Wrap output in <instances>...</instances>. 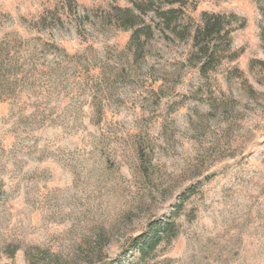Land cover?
<instances>
[{"label":"rangeland","instance_id":"obj_1","mask_svg":"<svg viewBox=\"0 0 264 264\" xmlns=\"http://www.w3.org/2000/svg\"><path fill=\"white\" fill-rule=\"evenodd\" d=\"M138 1L0 0V264H264V0L186 1L236 17L205 76L152 13L117 27Z\"/></svg>","mask_w":264,"mask_h":264},{"label":"trees","instance_id":"obj_2","mask_svg":"<svg viewBox=\"0 0 264 264\" xmlns=\"http://www.w3.org/2000/svg\"><path fill=\"white\" fill-rule=\"evenodd\" d=\"M187 0H139L132 2L130 8L112 7L110 13L115 17V24L123 31L132 30L131 39L144 36V42L152 37V27L146 24L145 18L149 13L164 25V28L179 39H190V57L195 61L199 75L205 76L214 72L225 60L232 59L231 33L232 20L235 15L209 14L203 12L192 32L189 28L178 29L179 20L184 16V6ZM204 1V0H196ZM260 1V0H256ZM69 6V5H68ZM113 22V21H109ZM236 54V53H233ZM264 68V62H259ZM192 186L181 195L180 203L175 207L170 217L163 222H153L147 226L144 233L133 238L130 242L131 253L140 258L148 257L165 240L175 236L174 218L178 217L184 203L197 190Z\"/></svg>","mask_w":264,"mask_h":264}]
</instances>
